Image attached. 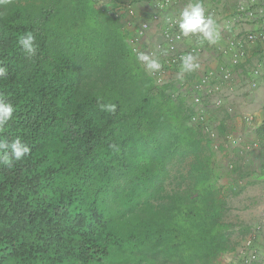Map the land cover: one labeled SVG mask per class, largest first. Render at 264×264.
Returning a JSON list of instances; mask_svg holds the SVG:
<instances>
[{
    "label": "trees",
    "instance_id": "trees-1",
    "mask_svg": "<svg viewBox=\"0 0 264 264\" xmlns=\"http://www.w3.org/2000/svg\"><path fill=\"white\" fill-rule=\"evenodd\" d=\"M0 66L15 106L0 138L31 149L0 163V264H211L234 248L190 111L92 0H4Z\"/></svg>",
    "mask_w": 264,
    "mask_h": 264
},
{
    "label": "rangeland",
    "instance_id": "rangeland-1",
    "mask_svg": "<svg viewBox=\"0 0 264 264\" xmlns=\"http://www.w3.org/2000/svg\"><path fill=\"white\" fill-rule=\"evenodd\" d=\"M92 1L119 27L136 56L143 52L159 60V71L140 62L158 86L167 85V92L183 101L188 125L208 146L234 247L211 264H264V80L252 73L264 44L238 48L240 35L254 29L238 18L240 0H204L221 31L215 45L180 34L174 22L189 0ZM241 50L244 56L236 64ZM189 52L200 67L181 78L180 57Z\"/></svg>",
    "mask_w": 264,
    "mask_h": 264
},
{
    "label": "clouds",
    "instance_id": "clouds-1",
    "mask_svg": "<svg viewBox=\"0 0 264 264\" xmlns=\"http://www.w3.org/2000/svg\"><path fill=\"white\" fill-rule=\"evenodd\" d=\"M4 0H0L3 3ZM161 8L164 4L159 5ZM171 22V21H170ZM179 29L180 34L185 38L196 37L198 43L203 45L207 42L209 45H215L221 41V31L217 21L213 16L207 14L204 0H189V3L178 14V20L174 22ZM20 49L26 58H32L37 54V44L35 36L29 32L21 36L18 40ZM137 59L144 62L148 69L159 71L161 64L158 59L139 52ZM181 69L179 76L182 78L186 73H193L200 67L197 63V57L192 52L180 57ZM8 75L7 67L0 66V78ZM101 110L114 111L115 105H101ZM15 112V106L12 102L6 100L0 94V129H3L12 119ZM31 152V149L22 142L19 137L9 141L6 137L0 138V163L11 167L13 161H20Z\"/></svg>",
    "mask_w": 264,
    "mask_h": 264
},
{
    "label": "built area",
    "instance_id": "built-area-1",
    "mask_svg": "<svg viewBox=\"0 0 264 264\" xmlns=\"http://www.w3.org/2000/svg\"><path fill=\"white\" fill-rule=\"evenodd\" d=\"M237 12L238 18L241 21L248 24L252 23L254 26L253 30H246L249 33L248 35H240L237 42L238 48L245 49L248 44L256 43V41L264 44V0H240V8ZM241 52L242 54H237L236 64L240 62V59L244 56L243 50H241ZM252 73L255 78L260 77L264 80V51L258 56Z\"/></svg>",
    "mask_w": 264,
    "mask_h": 264
},
{
    "label": "crops",
    "instance_id": "crops-1",
    "mask_svg": "<svg viewBox=\"0 0 264 264\" xmlns=\"http://www.w3.org/2000/svg\"><path fill=\"white\" fill-rule=\"evenodd\" d=\"M262 54V51H260L259 55Z\"/></svg>",
    "mask_w": 264,
    "mask_h": 264
}]
</instances>
